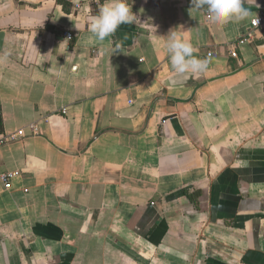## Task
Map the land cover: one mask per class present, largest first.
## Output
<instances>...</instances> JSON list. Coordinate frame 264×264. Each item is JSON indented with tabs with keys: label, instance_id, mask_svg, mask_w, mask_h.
I'll return each instance as SVG.
<instances>
[{
	"label": "crops",
	"instance_id": "obj_1",
	"mask_svg": "<svg viewBox=\"0 0 264 264\" xmlns=\"http://www.w3.org/2000/svg\"><path fill=\"white\" fill-rule=\"evenodd\" d=\"M128 3L101 43L92 0H0V264H264V0ZM177 29L205 73L173 72Z\"/></svg>",
	"mask_w": 264,
	"mask_h": 264
},
{
	"label": "clouds",
	"instance_id": "obj_2",
	"mask_svg": "<svg viewBox=\"0 0 264 264\" xmlns=\"http://www.w3.org/2000/svg\"><path fill=\"white\" fill-rule=\"evenodd\" d=\"M245 0H191V9H206L207 19L213 24L223 26L228 23H241L249 20L254 13L244 6ZM137 15L133 13L128 0H104L95 15L89 18L88 31L98 42L103 43L121 25L132 24ZM166 50L171 68L175 74L199 75L208 70L213 57L209 54L199 58L194 53L193 44L177 30H171L166 37Z\"/></svg>",
	"mask_w": 264,
	"mask_h": 264
},
{
	"label": "built area",
	"instance_id": "obj_3",
	"mask_svg": "<svg viewBox=\"0 0 264 264\" xmlns=\"http://www.w3.org/2000/svg\"><path fill=\"white\" fill-rule=\"evenodd\" d=\"M96 5H100L104 0H92ZM77 8H81L80 5H76ZM205 15L207 18V12L205 11ZM264 26V13L261 12L259 13L252 21L251 23V27L249 32L247 33V39L248 40H252V38L254 37V35L261 29H263ZM65 36L68 39H72L73 35L72 33H66ZM247 41V40H246ZM233 56L236 57V54L233 53ZM64 114L67 113V111H63ZM32 130L34 131V133H38V129L36 126H32L31 127ZM24 137V132L18 131L12 135H0V148L3 147L4 145L11 143L13 141H16L17 139H20ZM21 177V173L20 172H11V171H5L2 170V167L0 166V181L1 183L4 185V187L6 189H10L11 188V183L14 179H17Z\"/></svg>",
	"mask_w": 264,
	"mask_h": 264
}]
</instances>
